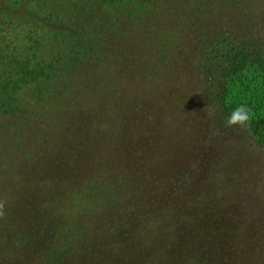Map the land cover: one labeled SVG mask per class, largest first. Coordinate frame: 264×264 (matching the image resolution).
Segmentation results:
<instances>
[{"label":"rangeland","instance_id":"1","mask_svg":"<svg viewBox=\"0 0 264 264\" xmlns=\"http://www.w3.org/2000/svg\"><path fill=\"white\" fill-rule=\"evenodd\" d=\"M6 1L0 264H264V0H155L168 26L86 94L20 73L1 88L9 53L24 49L22 26L2 19L29 6ZM46 43L49 64L60 47ZM244 52L251 62L234 72ZM240 106L247 126L225 127Z\"/></svg>","mask_w":264,"mask_h":264},{"label":"trees","instance_id":"2","mask_svg":"<svg viewBox=\"0 0 264 264\" xmlns=\"http://www.w3.org/2000/svg\"><path fill=\"white\" fill-rule=\"evenodd\" d=\"M195 1L207 5V1L215 0ZM8 2H0V7L6 11L16 7L15 3ZM131 2V0H28V7L17 13L13 12L14 19L12 17L8 20L2 19L3 24H10L15 20L14 24L22 26L20 28L23 33L24 49L21 51V44L15 45L9 53V57L16 61V66H13L16 69L14 73L2 69V76H10L11 80L3 78L1 88L4 90L9 88L11 81H15L12 80V76L20 73V79L24 84H33L35 87L43 85V81L48 78L51 81L54 79L55 83L68 91L81 92L80 94L95 91L97 87L90 82L94 76L105 71L111 62L124 64L130 51L135 53L139 47L154 42L153 37L159 34V28L162 25L168 26L164 25L165 23L159 26L162 20L167 18L166 15L151 11V8H161L157 6L158 1L153 0V4H149L150 0H135V7L128 11ZM114 3L121 8L117 9L119 13L111 14L109 8ZM144 9L150 10L153 16L146 13L142 15ZM18 16L23 19L19 20ZM44 29L46 36L42 33ZM50 31L52 32L50 36H56V40L60 38L57 44L50 40L48 35ZM24 32L29 33V36ZM34 35H37L36 40ZM44 40L48 46L60 47L52 53L55 60L49 61L50 66L45 63V58L49 54L45 49ZM33 44L35 47L42 46V55L34 60L31 51ZM7 49L10 50L9 47ZM138 56L135 53V57ZM259 58L261 60L259 65L264 67V56L260 54ZM250 62V56L244 52L232 59L231 68L234 72H239ZM12 89L15 90V86ZM8 96L13 99L11 94L0 92V99ZM256 122L259 127L264 128V114Z\"/></svg>","mask_w":264,"mask_h":264},{"label":"clouds","instance_id":"3","mask_svg":"<svg viewBox=\"0 0 264 264\" xmlns=\"http://www.w3.org/2000/svg\"><path fill=\"white\" fill-rule=\"evenodd\" d=\"M213 115L212 112H209V116ZM250 121V115L248 110L244 106L235 108L230 116L225 121V127H246ZM5 203L0 201V217L4 215Z\"/></svg>","mask_w":264,"mask_h":264}]
</instances>
